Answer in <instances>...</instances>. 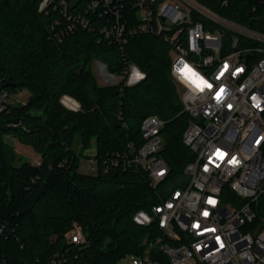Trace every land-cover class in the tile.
Listing matches in <instances>:
<instances>
[{
    "label": "trees",
    "instance_id": "obj_1",
    "mask_svg": "<svg viewBox=\"0 0 264 264\" xmlns=\"http://www.w3.org/2000/svg\"><path fill=\"white\" fill-rule=\"evenodd\" d=\"M197 1L264 32L263 0ZM40 2L0 0V98L31 93L26 104L0 101V264H118L142 254L159 232L155 223L136 224L134 214L151 212L172 186L187 182L184 169L194 157L183 142L188 115L171 77V45L162 34L130 32L141 22L136 0L110 5H119L125 40L103 30L118 17L102 0H53L42 11ZM95 60L117 74L136 64L144 78L134 85L101 83ZM64 95L80 108L65 106ZM151 114L165 121L162 155L171 171L161 186L154 189L135 165L78 171L92 137L97 155L140 146L142 121ZM7 135L31 145L41 161L20 162ZM74 223L82 226L86 244L67 241Z\"/></svg>",
    "mask_w": 264,
    "mask_h": 264
},
{
    "label": "built area",
    "instance_id": "obj_2",
    "mask_svg": "<svg viewBox=\"0 0 264 264\" xmlns=\"http://www.w3.org/2000/svg\"><path fill=\"white\" fill-rule=\"evenodd\" d=\"M52 2L41 0L39 10ZM102 2L110 7L113 0ZM135 6L141 22L130 32L162 34L171 45V77L188 115L183 142L194 157L184 169L187 182L172 186L151 212L134 214L136 224L155 223L159 232L142 254L127 255L131 259L125 264H264V32L197 0H136ZM110 9L118 21L103 30L125 40L119 5ZM207 21L217 27L206 28ZM104 69L110 84L123 80L134 85L144 78L136 64L121 74ZM61 101L80 108L71 96ZM164 126L158 115L146 116L142 144L90 157V173L135 165L157 189L171 171L162 155ZM2 233L0 225V237ZM65 236L70 243H87L78 223Z\"/></svg>",
    "mask_w": 264,
    "mask_h": 264
},
{
    "label": "rangeland",
    "instance_id": "obj_3",
    "mask_svg": "<svg viewBox=\"0 0 264 264\" xmlns=\"http://www.w3.org/2000/svg\"><path fill=\"white\" fill-rule=\"evenodd\" d=\"M93 70L101 83H106L109 81V77L106 75L105 69L102 65L95 60L92 63ZM107 71V70H106ZM31 93L24 89L18 93H15L7 98H9L14 104H26L30 97ZM6 140L14 144L18 154L20 155V162L30 161L34 162L35 157L38 156V153L33 149L31 145L21 143L18 139L7 135ZM98 153L95 138L92 137L90 140V145L85 148L83 154L79 157V166L78 171L81 173L89 174L90 173V157L96 156ZM131 258L129 256L125 257L118 264H125Z\"/></svg>",
    "mask_w": 264,
    "mask_h": 264
},
{
    "label": "crops",
    "instance_id": "obj_4",
    "mask_svg": "<svg viewBox=\"0 0 264 264\" xmlns=\"http://www.w3.org/2000/svg\"><path fill=\"white\" fill-rule=\"evenodd\" d=\"M98 62L102 65L103 68H106V67H107L103 62H101V61H98ZM104 65H105V66H104ZM40 161H41V156H40V154H38V156L35 157V161L32 162V163H34V164H38Z\"/></svg>",
    "mask_w": 264,
    "mask_h": 264
},
{
    "label": "snow or ice",
    "instance_id": "obj_5",
    "mask_svg": "<svg viewBox=\"0 0 264 264\" xmlns=\"http://www.w3.org/2000/svg\"><path fill=\"white\" fill-rule=\"evenodd\" d=\"M225 67H227V66H225ZM186 70H187V66H186ZM206 86L211 87L210 84H207ZM222 92H223V89L220 90V93H222ZM220 93H217V99H220ZM210 203H214V202L210 201ZM205 215H207V213H205Z\"/></svg>",
    "mask_w": 264,
    "mask_h": 264
},
{
    "label": "bare ground",
    "instance_id": "obj_6",
    "mask_svg": "<svg viewBox=\"0 0 264 264\" xmlns=\"http://www.w3.org/2000/svg\"><path fill=\"white\" fill-rule=\"evenodd\" d=\"M73 104H75V101H73Z\"/></svg>",
    "mask_w": 264,
    "mask_h": 264
}]
</instances>
